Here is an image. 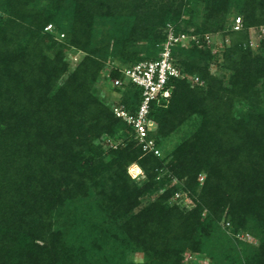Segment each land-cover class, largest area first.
Returning <instances> with one entry per match:
<instances>
[{"label": "trees", "instance_id": "obj_1", "mask_svg": "<svg viewBox=\"0 0 264 264\" xmlns=\"http://www.w3.org/2000/svg\"><path fill=\"white\" fill-rule=\"evenodd\" d=\"M163 1L0 0V264H186L187 252L206 256L222 222L260 238L238 264H264V55L254 53L250 33L264 28V0H196L206 19L192 32L182 27L190 3ZM234 7L238 30L235 19L226 26ZM101 22L110 27L98 36ZM170 24L199 37L174 46L173 58L203 84L175 79L169 102L152 104L160 149L200 119L163 157L144 153L97 85L124 93L121 104L136 113L142 90L111 79L157 59ZM220 32L230 45L218 55L203 35ZM67 49L84 53L74 69ZM220 57L232 72L228 85L211 72ZM133 164L142 181L129 173ZM178 192L191 208L173 202ZM137 252L142 263L128 258Z\"/></svg>", "mask_w": 264, "mask_h": 264}, {"label": "rangeland", "instance_id": "obj_2", "mask_svg": "<svg viewBox=\"0 0 264 264\" xmlns=\"http://www.w3.org/2000/svg\"><path fill=\"white\" fill-rule=\"evenodd\" d=\"M180 1L181 0H176L175 2L178 3ZM185 1L189 2L190 6L184 8L183 10L184 21L187 22H183L182 27L186 29L188 28L192 32L194 29H196V27L200 26L201 23H204L206 19L205 8L201 2H198L196 0ZM163 2L165 3L166 0H164ZM42 5H47V3L44 2L42 3ZM239 16H242V14L236 7H234L231 10L228 22L226 23L228 29L233 24L234 19L236 21ZM109 27L110 26L109 24H107V22H101L97 26L96 35L100 36L102 33L107 31ZM250 33L251 45L254 48V53L256 55H264V48H262L261 46V41L264 42V28H251ZM208 34L210 35V41L206 42L207 46L212 47L213 53L221 55L223 45H230L228 33L220 32L218 34ZM205 35H203L204 38ZM148 44L149 43L146 40L136 43L137 49L142 50L141 56L146 54L144 51L145 47H147ZM66 56L71 69H74L84 57V53L81 51L67 49ZM222 62L223 60L220 57L218 64L215 63L211 65V72L218 75L224 81L225 85H228V79L232 72L229 70H223V66H221ZM189 77V82H191L193 85L197 84L196 82L192 81V79L197 76L189 75ZM263 83H260L258 85V88L261 89L262 92H264ZM130 84L133 86L130 81L127 82L128 87ZM97 89L100 97L108 105H111L113 109L115 108V106H119L121 104V101L126 97L124 93L114 91V89L103 80L99 82V84L97 85ZM199 122L200 119L198 117H194L190 119L189 122L182 125L179 129L173 132L170 136L163 139L161 148L162 156L165 157L166 155H169L178 144L189 137L196 130ZM157 128L158 125L155 122L153 131H156ZM117 141L120 142L121 138H118ZM101 143L103 144V147H105L106 151H108V148L111 146V144H113L112 139H107L106 136L101 139ZM128 171L136 180L142 181V179H144V172L138 164L131 165ZM204 176L205 175H201L200 177H203L204 179ZM199 181L202 182L203 180L199 179ZM180 195L181 197L173 199V202L179 204L181 207L189 206L191 208L193 206V200L189 197V195L185 192H180ZM226 226L227 224H225L224 222L221 223L222 232L208 244L207 248L209 252H207L204 258H196L195 255H193L191 252H187L185 254L186 264H238L242 263V261L245 259L246 252L250 253L252 250H255L259 246L260 238L253 231H243L237 234H233L232 230H227L225 228ZM128 258L136 263H142L144 261V255L139 252L130 253L128 255Z\"/></svg>", "mask_w": 264, "mask_h": 264}, {"label": "built area", "instance_id": "obj_3", "mask_svg": "<svg viewBox=\"0 0 264 264\" xmlns=\"http://www.w3.org/2000/svg\"><path fill=\"white\" fill-rule=\"evenodd\" d=\"M242 23V18L238 17L234 22V28L236 30L240 29ZM46 29L53 30V24L48 25ZM192 40L200 42L198 36L184 32L177 33L175 27L170 24L167 40L163 43L157 59H147L131 66L122 67L119 69L122 77L111 79L112 84L116 87H125L127 82L130 81L142 90V99L136 113L130 112L124 104L115 106L114 111L118 117L133 126L134 137L142 146L145 154L153 153L157 156L162 154L157 139L151 135L155 125V121L150 116L152 104L154 102L158 104L168 103L175 87L173 81L175 79L190 78L189 75L181 71L174 61L173 47L178 44L189 46ZM205 40L210 41L209 34L205 35ZM192 81L203 84L199 77L193 78ZM199 179L204 181L203 177ZM180 197V192H178L175 199ZM226 224L230 225L229 222Z\"/></svg>", "mask_w": 264, "mask_h": 264}]
</instances>
